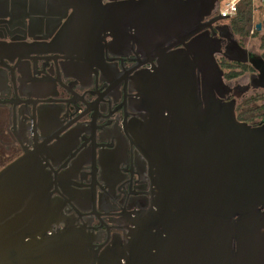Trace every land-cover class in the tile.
Here are the masks:
<instances>
[{
	"label": "water",
	"instance_id": "1",
	"mask_svg": "<svg viewBox=\"0 0 264 264\" xmlns=\"http://www.w3.org/2000/svg\"><path fill=\"white\" fill-rule=\"evenodd\" d=\"M101 1L51 0L52 31L72 8L61 40L90 42L91 28L78 38L81 20L97 17L93 30H105L111 6ZM218 8L219 0H146V46L163 50L144 83L151 207L129 219L125 241L92 252L84 232L47 198L45 166L27 154L0 171V264H264V128L238 120L234 101L222 99L229 86L216 48L195 40L167 52L157 38L170 19L175 27L196 25ZM168 10L174 14H162ZM223 19L218 13L211 21ZM255 27L262 30L264 20ZM225 56L249 61L237 42ZM253 58L264 67L261 56Z\"/></svg>",
	"mask_w": 264,
	"mask_h": 264
},
{
	"label": "flooded vegetation",
	"instance_id": "2",
	"mask_svg": "<svg viewBox=\"0 0 264 264\" xmlns=\"http://www.w3.org/2000/svg\"><path fill=\"white\" fill-rule=\"evenodd\" d=\"M9 2L0 4V171L27 154L41 161L52 177L47 198L58 202L65 221L84 232L90 250L101 253L125 241L129 219L151 207V164L142 150L144 83L163 50L146 46V0H117L118 5L102 0L110 9H131H109L106 29L99 34L93 30L97 17L82 19L86 27L78 38L91 28V43L61 40L72 8L52 31L51 0ZM218 10L187 27H175L170 19L172 26H160L157 38L167 52L195 40L203 50L216 48L229 86L222 99L234 101L238 120L264 128V67L250 59L264 60V28L258 35L253 30L251 36H238L224 26L228 19L212 23ZM254 36H259V49L248 45ZM236 42L248 50V62L225 56ZM232 72L238 75L230 77Z\"/></svg>",
	"mask_w": 264,
	"mask_h": 264
},
{
	"label": "trees",
	"instance_id": "3",
	"mask_svg": "<svg viewBox=\"0 0 264 264\" xmlns=\"http://www.w3.org/2000/svg\"><path fill=\"white\" fill-rule=\"evenodd\" d=\"M259 1V0H258ZM255 0H242L239 5L236 14L228 19V24L231 26L236 35L241 37H247L252 35V31H255V35H258V29L255 27V11L259 8ZM260 48L263 51L264 56V33L260 38ZM238 72H232L229 76L236 77Z\"/></svg>",
	"mask_w": 264,
	"mask_h": 264
},
{
	"label": "built area",
	"instance_id": "4",
	"mask_svg": "<svg viewBox=\"0 0 264 264\" xmlns=\"http://www.w3.org/2000/svg\"><path fill=\"white\" fill-rule=\"evenodd\" d=\"M241 1L242 0H219L218 13L227 18L233 17L236 14L238 5Z\"/></svg>",
	"mask_w": 264,
	"mask_h": 264
},
{
	"label": "rangeland",
	"instance_id": "5",
	"mask_svg": "<svg viewBox=\"0 0 264 264\" xmlns=\"http://www.w3.org/2000/svg\"><path fill=\"white\" fill-rule=\"evenodd\" d=\"M256 4H257V6H261V7L255 11V15H254L255 22L257 20L264 18V2L263 3L256 2ZM248 45L249 46L252 45V47L259 49V36H254V37L250 38Z\"/></svg>",
	"mask_w": 264,
	"mask_h": 264
},
{
	"label": "crops",
	"instance_id": "6",
	"mask_svg": "<svg viewBox=\"0 0 264 264\" xmlns=\"http://www.w3.org/2000/svg\"><path fill=\"white\" fill-rule=\"evenodd\" d=\"M258 2H259V3H263L264 1L259 0ZM260 7H261V6H259V8H260ZM263 20H264V18H262V19H260V20H257L256 23H258V22H260V21H263Z\"/></svg>",
	"mask_w": 264,
	"mask_h": 264
}]
</instances>
